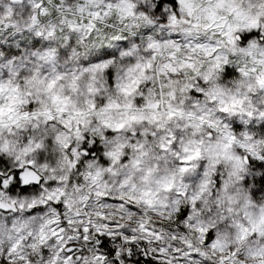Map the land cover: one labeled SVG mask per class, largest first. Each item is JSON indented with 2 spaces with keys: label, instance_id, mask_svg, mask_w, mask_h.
<instances>
[{
  "label": "clouds",
  "instance_id": "1",
  "mask_svg": "<svg viewBox=\"0 0 264 264\" xmlns=\"http://www.w3.org/2000/svg\"><path fill=\"white\" fill-rule=\"evenodd\" d=\"M165 8L162 18L153 0H0V154L56 180L38 194L0 197L7 264H111L93 241L120 229L163 246L161 262L189 264L185 250H199L201 264H264L259 231L232 227L251 193L224 183L227 157L240 154L228 134L239 139L236 126L254 120L264 139V0ZM251 204L259 221L264 192ZM201 228H213L215 248Z\"/></svg>",
  "mask_w": 264,
  "mask_h": 264
},
{
  "label": "snow or ice",
  "instance_id": "2",
  "mask_svg": "<svg viewBox=\"0 0 264 264\" xmlns=\"http://www.w3.org/2000/svg\"><path fill=\"white\" fill-rule=\"evenodd\" d=\"M155 4V12L159 13L162 18L167 17V10L165 5L167 3L175 4V0H153ZM252 26H255L254 23ZM114 39H119V37H114ZM230 42H234V38L230 37ZM245 41L248 40L247 36H244ZM39 43V41H36ZM250 47H255L253 43ZM4 45L0 44V49H3ZM241 52L246 51L244 48L240 49ZM8 54L19 55L18 51H13L12 49H7ZM29 56L34 54L28 53ZM50 55V54H49ZM21 62H24V58L21 57ZM108 67V63L97 64L95 65V70L104 71ZM243 72V69H241ZM247 75V73H245ZM207 79V77H205ZM261 86H264V75L258 78ZM54 100H59L58 97H54ZM64 104H67V100L64 99ZM240 101L234 100V104H239ZM63 110V109H61ZM224 111H229L227 107L223 109ZM27 115V114H25ZM251 115V113H249ZM255 121L248 123L247 120H242L240 125L236 126V130L239 134V139L235 133H229V144L232 141H236L238 147L236 149L239 152V155H229L227 158L232 163V171L228 173L229 181H225V189L229 187V183L232 184V190L239 192H250L251 196H241L240 203L244 205L245 211L239 217V219L232 217V227L237 229L240 236H246L251 230L253 235L256 234V231H259L261 239H264V208H260V219L259 221L253 218L252 213H249L247 209L249 207L255 208L254 204H251V200L255 198L257 192H264V139H257L255 135V129L252 127ZM227 128L228 126L225 125ZM261 136H264V132L260 133ZM39 147V146H37ZM81 147L87 149V154L84 155V160H87L92 153V148H89L88 142L85 141ZM225 148L228 147L226 144ZM74 154H77L75 149L72 150ZM198 154V153H197ZM107 155L115 156V153H108ZM118 158V157H117ZM191 159V157H188ZM17 163L20 164V161L17 160ZM83 163V161H81ZM110 171V169L108 170ZM207 176L208 174L205 173ZM220 173L217 172L216 175V186H220ZM56 184V180L52 179L45 183L44 176H40L34 170H32V162L29 161L27 166L20 164L19 167H13L12 164L6 160L3 154H0V197H3L7 194L9 197H19L32 193H40L46 189H51L53 185ZM41 185H44V188H41ZM242 185V188L238 187ZM51 198V195L49 196ZM232 197L229 196L228 200H231ZM35 203V201H33ZM55 207H61V204L55 205ZM196 207H199V204H196ZM3 210V209H0ZM43 207H33L32 211L42 212ZM227 211L231 212L232 209L229 208ZM185 211V215H186ZM190 219V218H189ZM143 228V225H141ZM84 232H88V229L85 228ZM201 232L207 233V243L212 244V247L215 248L217 244L214 242V233L213 228H201ZM121 234H116L115 232H106L98 234L97 238L93 243L96 245L97 249L100 251L97 259L99 260H108L111 261V264H170L167 259L163 262L159 259L160 257L166 256V251L163 246L158 242L149 248L151 241L145 242L144 240H128L127 237L131 235L127 229H120ZM152 233H150L151 235ZM86 239V238H85ZM157 241L159 237L157 236ZM142 245L143 249L138 247ZM149 251H151V256H148ZM168 251H174V256L176 259L183 260L185 257L180 256L181 249L176 248L175 250L169 248ZM70 258L75 259L72 256L71 250L68 252ZM185 256L190 257L189 264H201V259L203 258V253L199 250L194 252H189L185 250ZM147 257V259H146ZM0 264H7L6 261L0 259ZM203 264H207V261L204 260Z\"/></svg>",
  "mask_w": 264,
  "mask_h": 264
},
{
  "label": "rangeland",
  "instance_id": "3",
  "mask_svg": "<svg viewBox=\"0 0 264 264\" xmlns=\"http://www.w3.org/2000/svg\"><path fill=\"white\" fill-rule=\"evenodd\" d=\"M108 75H109V80L111 81L112 80V77H113V73H112L111 70H109Z\"/></svg>",
  "mask_w": 264,
  "mask_h": 264
},
{
  "label": "trees",
  "instance_id": "4",
  "mask_svg": "<svg viewBox=\"0 0 264 264\" xmlns=\"http://www.w3.org/2000/svg\"><path fill=\"white\" fill-rule=\"evenodd\" d=\"M147 259V258H146Z\"/></svg>",
  "mask_w": 264,
  "mask_h": 264
}]
</instances>
